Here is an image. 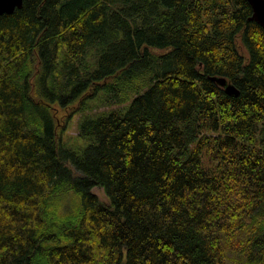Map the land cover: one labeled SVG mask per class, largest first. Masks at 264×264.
I'll use <instances>...</instances> for the list:
<instances>
[{
	"label": "trees",
	"instance_id": "trees-1",
	"mask_svg": "<svg viewBox=\"0 0 264 264\" xmlns=\"http://www.w3.org/2000/svg\"><path fill=\"white\" fill-rule=\"evenodd\" d=\"M252 16L248 0H24L1 16L0 264H264Z\"/></svg>",
	"mask_w": 264,
	"mask_h": 264
},
{
	"label": "water",
	"instance_id": "water-1",
	"mask_svg": "<svg viewBox=\"0 0 264 264\" xmlns=\"http://www.w3.org/2000/svg\"><path fill=\"white\" fill-rule=\"evenodd\" d=\"M253 8V16L250 20L257 22L264 29V0H248ZM24 0H0V17L12 15L22 9ZM218 84L225 88L229 95L239 96V91L233 84H229L225 78H213Z\"/></svg>",
	"mask_w": 264,
	"mask_h": 264
},
{
	"label": "rangeland",
	"instance_id": "rangeland-1",
	"mask_svg": "<svg viewBox=\"0 0 264 264\" xmlns=\"http://www.w3.org/2000/svg\"><path fill=\"white\" fill-rule=\"evenodd\" d=\"M79 117H76L73 122L69 125L68 130L66 131L65 141L69 146L78 147L83 141L79 137V129H78ZM93 192L98 195L103 201H107V197L105 195V191L99 187H95ZM78 201V198H76ZM71 205V199L68 198L66 200V206Z\"/></svg>",
	"mask_w": 264,
	"mask_h": 264
}]
</instances>
